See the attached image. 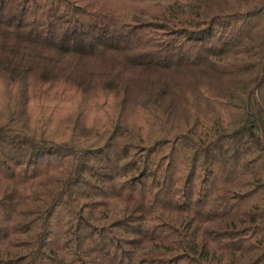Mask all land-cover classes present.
<instances>
[{"label":"trees","instance_id":"trees-1","mask_svg":"<svg viewBox=\"0 0 264 264\" xmlns=\"http://www.w3.org/2000/svg\"><path fill=\"white\" fill-rule=\"evenodd\" d=\"M0 80V264H264V0H0Z\"/></svg>","mask_w":264,"mask_h":264},{"label":"rangeland","instance_id":"rangeland-1","mask_svg":"<svg viewBox=\"0 0 264 264\" xmlns=\"http://www.w3.org/2000/svg\"><path fill=\"white\" fill-rule=\"evenodd\" d=\"M38 88L40 92L37 91V94L43 95L45 88ZM4 90L5 85L0 80V104L2 101L1 92ZM60 92L48 99H43V96H37L41 98L36 97L32 100V103L28 106V113L33 123L47 127L50 131H58L65 124V121L72 118L74 114L85 113L83 100L79 95L75 98L72 97V92ZM77 102L82 104L80 105Z\"/></svg>","mask_w":264,"mask_h":264}]
</instances>
